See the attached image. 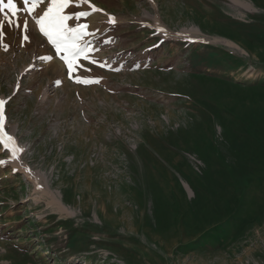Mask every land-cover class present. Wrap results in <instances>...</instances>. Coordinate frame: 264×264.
<instances>
[{
    "label": "rangeland",
    "instance_id": "374dc122",
    "mask_svg": "<svg viewBox=\"0 0 264 264\" xmlns=\"http://www.w3.org/2000/svg\"><path fill=\"white\" fill-rule=\"evenodd\" d=\"M236 1L90 0L106 67L71 78L5 25L0 264H264V0Z\"/></svg>",
    "mask_w": 264,
    "mask_h": 264
},
{
    "label": "snow or ice",
    "instance_id": "6c2138e0",
    "mask_svg": "<svg viewBox=\"0 0 264 264\" xmlns=\"http://www.w3.org/2000/svg\"><path fill=\"white\" fill-rule=\"evenodd\" d=\"M44 3L45 0H22V6H19L17 0H0V41L5 35L3 29L6 24L11 27L22 28L24 32L23 40L29 41L30 38L27 35L29 21L28 19L21 21L20 17L23 13L34 20L39 32L52 45L55 55L59 56L66 65L70 78L74 69L81 67L78 64L80 60H87L99 67H106V64L90 58V53L94 49L90 47V41L85 38L93 35V33L88 31L90 26L87 23H79L82 19L86 20L93 12H102L103 10L92 5L90 0H47L46 9L42 14H37V7ZM84 5H87L90 11L66 14V9L70 6L83 7ZM71 20L77 22L74 27L68 23ZM109 23L115 24V17L109 16ZM4 48L7 50V45H4ZM52 58L49 56L46 59L51 60ZM85 71H91V69H85ZM75 82L90 84L99 83V80L77 78ZM6 103V99H0V145H3L5 150L10 151L12 158L15 159L22 149L16 146L14 138L5 131L6 118L4 112ZM0 163H3V161H0Z\"/></svg>",
    "mask_w": 264,
    "mask_h": 264
},
{
    "label": "bare ground",
    "instance_id": "6f19581e",
    "mask_svg": "<svg viewBox=\"0 0 264 264\" xmlns=\"http://www.w3.org/2000/svg\"><path fill=\"white\" fill-rule=\"evenodd\" d=\"M236 2H237V4H238L241 8H243V9H245V10H248V6H249V5H247L243 0H242V1L237 0ZM54 201H55V200H54Z\"/></svg>",
    "mask_w": 264,
    "mask_h": 264
}]
</instances>
